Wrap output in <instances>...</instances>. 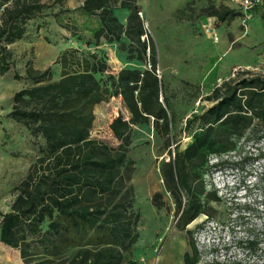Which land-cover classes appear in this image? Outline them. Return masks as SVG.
I'll use <instances>...</instances> for the list:
<instances>
[{"label": "trees", "instance_id": "trees-1", "mask_svg": "<svg viewBox=\"0 0 264 264\" xmlns=\"http://www.w3.org/2000/svg\"><path fill=\"white\" fill-rule=\"evenodd\" d=\"M1 1L3 75L12 65L8 45L24 36L29 21L48 15L47 10L61 6L63 0L52 4ZM80 8L100 21L92 33L96 42L103 38L118 43L129 61L148 64V68L124 67L116 74L97 75L91 58L75 48L65 49L55 59L61 69L58 79L51 78L50 67L27 66L24 77L31 85L14 93L7 116L28 130L39 154L15 187L9 211L0 212V241L18 249L24 264H136L123 260L138 236V214L132 210L126 187L133 165L127 155L130 124L118 120L112 124L113 135L121 140L118 147L89 137L102 92L123 100L133 124L151 125L169 142L173 115L161 100L155 46L137 1L83 0ZM118 9L128 11L124 23L115 13ZM64 11L60 8L54 15ZM212 15L223 21L233 17V12L223 6L213 9ZM14 78L20 76L14 74ZM206 99L214 103L187 120L190 124L200 119L201 129L183 150L173 153L163 173L182 229L200 213L201 195L206 202L219 201L203 184L209 157L234 152L243 138L264 144V76L240 72L215 85ZM257 126L261 130L255 131ZM252 129V136L247 137ZM256 150L264 162V146ZM184 195L187 203L182 202ZM246 244L249 248L258 245L253 237ZM190 245L194 253L184 252V264H196L199 259L194 242Z\"/></svg>", "mask_w": 264, "mask_h": 264}, {"label": "rangeland", "instance_id": "rangeland-1", "mask_svg": "<svg viewBox=\"0 0 264 264\" xmlns=\"http://www.w3.org/2000/svg\"><path fill=\"white\" fill-rule=\"evenodd\" d=\"M41 1L52 4L54 0ZM82 1L63 0L61 6L54 5L47 10L48 15L29 21L24 36L8 45L12 65L0 75V212L9 211L15 187L39 154L28 130L7 116L14 93L31 85L24 77L28 65L38 70L50 67L51 78L58 79L61 69L55 59L65 49L75 48L91 58L97 75L116 74L124 67L148 68V64L129 61L118 43L103 38L95 41L91 30L96 22L80 8ZM136 1L155 46L161 100L173 115V123L166 143L151 125L133 124L120 97L111 98L102 92L94 108L90 138L118 147L121 140L113 135L112 124L115 120L130 124L127 155L133 165L126 187L132 210L138 214V236L123 260L179 264L184 252L194 253L190 245L194 242L199 257L196 264H262L264 162L256 148L263 147V141L254 144L252 138H243L234 152L209 157L203 184L206 192L215 193L219 201L206 202L201 195L200 213L184 229L163 177L173 153L183 150L201 129L200 119L190 124L187 120L214 103L206 99L213 87L243 71L264 76L261 3L249 11L239 0ZM223 6L233 12V17L220 21L212 11ZM60 8L65 11L54 15ZM115 13L124 23L128 11L118 9ZM155 193L159 194L156 198ZM187 201L184 195L182 202ZM252 237L258 245L249 248L246 242ZM0 264L24 263L18 249L0 241Z\"/></svg>", "mask_w": 264, "mask_h": 264}, {"label": "built area", "instance_id": "built-area-1", "mask_svg": "<svg viewBox=\"0 0 264 264\" xmlns=\"http://www.w3.org/2000/svg\"><path fill=\"white\" fill-rule=\"evenodd\" d=\"M262 0H239L240 4L246 9V10H253L256 8ZM159 76V74H158ZM160 77V76H159ZM117 96H111V98H115ZM119 97V96H118Z\"/></svg>", "mask_w": 264, "mask_h": 264}, {"label": "crops", "instance_id": "crops-1", "mask_svg": "<svg viewBox=\"0 0 264 264\" xmlns=\"http://www.w3.org/2000/svg\"><path fill=\"white\" fill-rule=\"evenodd\" d=\"M83 2V1H82ZM82 2H81V5H82ZM261 8H262V11L264 12V0H262V2H261ZM85 13V12H84ZM85 14H87V13H85ZM88 15V14H87ZM91 17H93L94 19H95V22H96V25H95V27L91 30V32L93 33L94 31H96L98 28H99V26H100V21H99V19H98V17H96V16H91ZM144 262V261H143ZM179 264H184V262H183V258H182V261L179 263Z\"/></svg>", "mask_w": 264, "mask_h": 264}]
</instances>
